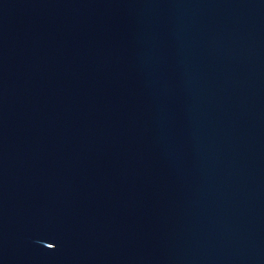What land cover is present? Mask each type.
Masks as SVG:
<instances>
[{
  "label": "water",
  "instance_id": "1",
  "mask_svg": "<svg viewBox=\"0 0 264 264\" xmlns=\"http://www.w3.org/2000/svg\"><path fill=\"white\" fill-rule=\"evenodd\" d=\"M0 264H264V0H0Z\"/></svg>",
  "mask_w": 264,
  "mask_h": 264
}]
</instances>
